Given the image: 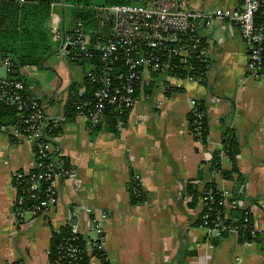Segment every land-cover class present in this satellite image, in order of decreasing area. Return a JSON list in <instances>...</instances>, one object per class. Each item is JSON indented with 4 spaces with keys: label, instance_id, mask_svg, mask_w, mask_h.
<instances>
[{
    "label": "crops",
    "instance_id": "obj_1",
    "mask_svg": "<svg viewBox=\"0 0 264 264\" xmlns=\"http://www.w3.org/2000/svg\"><path fill=\"white\" fill-rule=\"evenodd\" d=\"M182 2L190 10L211 12L238 9L243 0ZM55 21H50L51 27ZM197 35L208 60L205 84L146 74L126 123L116 132L102 130L92 135L82 116L62 124L56 133L57 148L76 175L57 184V202L44 214L15 215L18 191L13 177L33 169L35 147L0 133V264H49L52 233L70 224L93 240L89 218L100 213L106 214L103 247L108 264H179L180 260L182 264H264V70L258 79L249 73L247 46L237 24L212 19L198 27ZM64 62L62 67L49 63L55 68V79L53 88L44 92L33 82L36 67L22 71L32 80L33 92L53 95L54 102L43 107L54 115H64L68 87L80 83L90 67L87 64L86 69L75 71ZM167 85L172 90L166 92ZM191 100L202 101L206 108V145L190 132ZM228 128L237 133V164L245 178L246 199H238L242 202L236 201V205L250 208L262 236L260 242L240 243L231 233L207 243L204 228L194 225L203 203L199 200L190 207L191 197L185 196L189 180L199 184L214 180L216 188L227 193L225 213L229 218L230 192L237 176L223 179L206 172L200 179V170L221 149ZM221 165L225 169L231 166L224 155ZM134 179L144 191L140 204L130 202L128 184Z\"/></svg>",
    "mask_w": 264,
    "mask_h": 264
},
{
    "label": "built area",
    "instance_id": "obj_2",
    "mask_svg": "<svg viewBox=\"0 0 264 264\" xmlns=\"http://www.w3.org/2000/svg\"><path fill=\"white\" fill-rule=\"evenodd\" d=\"M263 2L264 0H243L238 9L215 8L211 12L190 10L182 0H134L131 4L90 7L97 19L96 29L86 30L84 22L78 21L69 33H54L58 41V55L65 61L67 58L74 60L82 54L88 59L96 55L100 62L98 67L92 66L86 73L87 79L97 86L92 95L93 108L79 116L84 117L90 127H94L100 122L106 105L119 111L130 110L134 106L137 100L136 89L146 74L178 78L172 72L179 64H186L195 52H198L197 57H204L203 49H199L201 41L197 29L202 23H209L212 19L233 22L239 26L247 46L248 71L253 78L258 79L263 71L264 25L256 22L255 14ZM52 5L56 6L54 3ZM171 58H177L178 61L171 62ZM118 61L122 63L123 69L115 72ZM15 73L12 59L0 53V105L15 106L19 111L18 118L13 123L0 122V133L18 143L32 142L35 147L33 169L38 165L36 156L55 153L45 172L37 175L31 173L32 170L17 172L13 177V182L17 185H21L23 181L26 183L22 187V194L17 193L14 200L15 215L23 216L30 212L37 216L52 209L57 202V184L74 178L76 171L71 166L64 168L62 160H59V149L52 144L56 143L58 135L49 137L47 134L49 129L59 130L66 121L65 116L48 112L36 97L26 94L31 90L30 86L26 85L25 80L16 79ZM179 79L199 80L191 76ZM79 93H84V88ZM196 105L195 100L190 101L189 113L194 116L195 125L191 134L194 138H199L202 113L197 111ZM55 164L58 170L53 168ZM217 174L219 173L211 172L212 176ZM40 180L47 182L42 189V198L37 196ZM217 191L221 194L219 205L226 207L227 193ZM26 199L31 204L23 207ZM241 202L239 200L237 204L240 205ZM90 211L87 209L85 212L89 214ZM105 217V213L90 216L89 224L94 239L87 238V246L83 250L73 244V238L65 239L57 246L54 260L49 261V264H75L80 253L90 256L89 264H101L93 253L102 251L108 264L103 247ZM226 218L224 210L217 211L212 226H201L206 232L207 243L213 237L222 236L226 228L222 223ZM230 232L238 234L237 228H232ZM256 233L258 232L253 223L250 234Z\"/></svg>",
    "mask_w": 264,
    "mask_h": 264
},
{
    "label": "trees",
    "instance_id": "obj_3",
    "mask_svg": "<svg viewBox=\"0 0 264 264\" xmlns=\"http://www.w3.org/2000/svg\"><path fill=\"white\" fill-rule=\"evenodd\" d=\"M133 2L134 0H0V53L12 59L13 66L16 69L14 77L25 80L26 85L29 87L33 82L32 80H28L22 71L25 67L32 66L36 67V69L51 68L47 61L51 55L58 54V41L54 37L55 31L69 33L78 21L84 22L86 30H94L97 27V19L90 10V7L95 5H123ZM53 3L56 6H53ZM255 15L256 22L264 25V2ZM53 19H56V23L51 27L49 23ZM63 20L64 25L62 24ZM69 23L72 24L70 25ZM91 36L96 38L94 35ZM201 48L202 45L200 42L199 49L201 50ZM197 54L198 52L193 53L186 64H179V67L174 69L172 73L178 78H186L188 76L198 78L199 81H202V84H205L208 60L206 61L205 56L201 58L197 57ZM170 60L174 63L178 61L177 58H171ZM66 62L69 65L73 64L76 66L87 62L90 67H98L100 64L96 55L88 59L82 54L75 57L74 60L67 58ZM115 67V72L123 69V65L119 61ZM262 69L264 70V51L262 53ZM87 71L83 75L80 83L75 82L68 87L67 98L63 105V113L66 120H74L80 113L86 114L93 108L94 100L92 95L97 86L87 79ZM81 86L85 87V92L82 94L79 93ZM152 87L150 86V88ZM137 90L138 87L136 89V96ZM169 90H172V88H167L166 92ZM26 94H31L32 97H36L37 101L43 106L50 105L54 102L53 95L39 94L31 90H28ZM196 103L197 111L202 113V118L200 120L199 138L196 136L195 138L202 145H206L208 135L206 108L202 101H196ZM128 112L129 110L119 111L110 105H106L100 122L94 127H90L91 134L94 135L102 130L116 132L119 127L126 123ZM18 114L19 111H17L15 106L0 105V122L11 124L18 118ZM193 119L194 116L192 113H189L188 122L190 132H194L195 125ZM57 131V128H52L47 131V134L51 137L56 135ZM45 140L47 139L45 138ZM52 144L55 148L57 147L56 143ZM239 153L240 148L237 133L235 129L228 128L224 132L221 149L213 152L208 165L204 170H200V179H203V174L206 172H218L223 179H232L234 175L237 176L236 184L230 192L229 203L231 204V208L228 210L229 218L223 220L222 225L226 228L223 230L221 237L226 238L230 236V230L237 228V237L240 243L260 242L262 236L259 233L255 235L250 234L253 225V216L250 208L236 205L238 199H246L244 194L245 178L240 173L237 164ZM54 155L55 153L53 152L45 156L38 157L35 155L38 165L32 169L31 173L37 175L45 172L47 165L53 161ZM222 155H225L230 162L231 166L229 169L222 167ZM59 160H62L64 168L70 167V163L65 157L61 156ZM53 168L58 170L56 164ZM38 183L39 192H37V196L38 198H42V189L47 185V182L40 180ZM13 184L18 194H22V187L26 184L25 181L21 185H17L14 182ZM184 191L185 196L191 197V201L188 204L190 207L195 206L199 200L203 203L201 211L198 213L194 222L195 226H203L204 224L212 226V221L215 219L217 211L224 210L225 212V207L219 205L221 194L217 191L214 180L203 182V184L189 180L185 183ZM128 193L131 204L144 202V191L137 179L132 180L128 184ZM30 204L31 201L26 199L23 207H28ZM69 238H73V244L82 250L87 246V238L81 233L74 231L73 227L68 224L58 232L52 233L49 249L50 262L54 260L57 246ZM93 254L100 259L101 264H106L103 251L94 252ZM88 262L89 257L85 253H80L75 264H89ZM179 264H182L181 260Z\"/></svg>",
    "mask_w": 264,
    "mask_h": 264
},
{
    "label": "rangeland",
    "instance_id": "obj_4",
    "mask_svg": "<svg viewBox=\"0 0 264 264\" xmlns=\"http://www.w3.org/2000/svg\"><path fill=\"white\" fill-rule=\"evenodd\" d=\"M52 24H54V22H52ZM47 62L48 64L49 63L56 64V67H60V66L62 67L60 63L63 65L65 64L64 59H62L61 56H59L58 54L51 55ZM86 66H87L86 62H84L82 65H77V66L72 65L71 70L80 71L86 69ZM52 69L55 68L52 67ZM52 69L50 67H47L46 69H37L36 72L33 73V78H34L33 82L34 83L36 82L35 85L38 84V86L40 87V89H42L43 92L47 90H51L53 88L52 80L55 79V74ZM68 70H70V68Z\"/></svg>",
    "mask_w": 264,
    "mask_h": 264
},
{
    "label": "water",
    "instance_id": "obj_5",
    "mask_svg": "<svg viewBox=\"0 0 264 264\" xmlns=\"http://www.w3.org/2000/svg\"><path fill=\"white\" fill-rule=\"evenodd\" d=\"M213 240H214V241H217V240H218V238H213Z\"/></svg>",
    "mask_w": 264,
    "mask_h": 264
}]
</instances>
